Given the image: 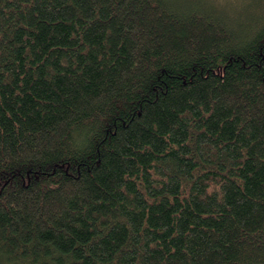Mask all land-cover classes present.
I'll return each instance as SVG.
<instances>
[{"label":"trees","instance_id":"obj_1","mask_svg":"<svg viewBox=\"0 0 264 264\" xmlns=\"http://www.w3.org/2000/svg\"><path fill=\"white\" fill-rule=\"evenodd\" d=\"M0 264H264V0H0Z\"/></svg>","mask_w":264,"mask_h":264}]
</instances>
